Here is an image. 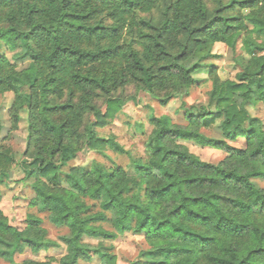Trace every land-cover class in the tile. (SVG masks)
Here are the masks:
<instances>
[{"label":"trees","instance_id":"obj_1","mask_svg":"<svg viewBox=\"0 0 264 264\" xmlns=\"http://www.w3.org/2000/svg\"><path fill=\"white\" fill-rule=\"evenodd\" d=\"M239 40L248 59L237 61L236 81L212 77L213 112L186 111L185 127L167 116L151 117L147 160L135 163L133 177L97 163L63 173L82 150L124 152L97 134L123 107L117 91L131 86L165 106L188 94L192 75L215 58V43L234 50ZM0 42L15 59L33 61L18 70L0 56V96L14 95L12 130L21 110L27 111L32 151L22 168L25 178L35 180L34 204L52 225L68 231L59 238L66 249L59 264H116L111 248L83 238L109 241L129 232L145 236L148 253L158 258L151 264H264V188L253 182H264V128L247 111L264 105V0H0ZM30 45L43 47L36 52ZM44 57L51 63L35 67ZM86 63L94 65L87 73ZM69 72L76 88L91 89L79 103L64 102L75 96L61 79ZM71 126L79 130L69 132ZM202 129H216L221 138ZM181 137L227 157L217 165L203 162L177 143ZM240 139L243 150L231 145ZM13 164L9 149H0V181ZM86 200L98 203L99 211ZM108 215L109 230L103 227ZM26 222L18 230L0 210V234L12 236L6 245L0 240L8 249L0 259L52 264L14 262L20 246L34 254L59 247L46 239L39 218Z\"/></svg>","mask_w":264,"mask_h":264},{"label":"rangeland","instance_id":"obj_2","mask_svg":"<svg viewBox=\"0 0 264 264\" xmlns=\"http://www.w3.org/2000/svg\"><path fill=\"white\" fill-rule=\"evenodd\" d=\"M122 40L127 38L123 33ZM19 50H17L18 52ZM215 58L207 60L204 66L192 75L194 83L189 89L188 94L178 99L171 100L167 105L162 106L156 100L143 92H137L133 87L117 91L114 95L123 100V107L116 115L113 122L102 130H98L99 137L113 139L114 142L124 151L117 153L106 149L103 154L82 150L80 155L68 163V167L62 169L67 172L69 167H80L89 170L93 163H97L105 168L115 166L124 169L130 176L135 175V163L145 162L147 160L146 143L150 133L153 130L151 117L160 118L167 116L172 123L185 127L187 120L185 112L195 113L198 108L209 107L208 93L212 90V77L216 76L220 81H236L237 74L241 71L239 60L248 59V56L242 49V43L239 40L235 49H230L225 43H215L212 49ZM5 55L18 70L28 66L29 60H18L14 57V52L8 49V46L0 42V56ZM14 101L13 93H5L0 96V149H9L14 159V164L9 171L8 179L0 181V210L8 219L11 226L18 230L26 227L28 216H34L42 221V227L47 231L46 239L50 242L59 244L58 248H51L47 252L34 254L26 246H20L16 251L13 260L15 263H21L26 260L44 262L53 259L52 264H59V260L65 255V246L59 238L67 234V229L55 227L48 221V213L34 204L35 194L33 178H25L22 168V161L27 159L32 151V146L28 142V114L26 109L19 113V122L16 130L11 129L10 110ZM100 106L101 103H98ZM103 108V107H102ZM167 109V111H165ZM247 111L252 117L261 120L264 128V105L262 103L256 106H247ZM171 113V115H169ZM202 133L212 138H221L216 129H202ZM178 143V141H177ZM194 144L193 142H190ZM187 150L197 156L201 161L217 165L223 161L227 154L224 151L212 148L190 147L188 144H180ZM238 150L245 148L244 140L240 139L231 144ZM108 155H105V153ZM110 157H115L111 159ZM127 169V170H126ZM61 186L65 187L63 176L60 177ZM258 187L264 188V182L260 180L253 181ZM142 193L141 191H136ZM135 191L131 192V195ZM91 200H86L87 205L92 207L93 212L99 211V204ZM111 216L108 215V221L103 224L105 229H110ZM264 222V215L261 216ZM83 241L89 245L95 246L102 242L106 247L112 249L116 256V264H151L158 258L150 255V246L144 235L134 233H124L118 235L115 239L101 241L100 239L84 236ZM8 264H10L8 262ZM86 264V263H80ZM93 264H104L96 261Z\"/></svg>","mask_w":264,"mask_h":264},{"label":"clouds","instance_id":"obj_3","mask_svg":"<svg viewBox=\"0 0 264 264\" xmlns=\"http://www.w3.org/2000/svg\"><path fill=\"white\" fill-rule=\"evenodd\" d=\"M68 31H71V30H68ZM37 39H41V38H37ZM60 46L61 47H70L71 43L70 42L69 43H63ZM30 47H33L36 52H39L43 46H41V45H30ZM48 47L51 48V49H54L55 45L49 44ZM87 59H90V57L87 58ZM27 63L28 64H33V61L29 60V61H27ZM49 63H51V61H49L46 57L40 58L38 63H36L35 67L39 68V67H42V66H47ZM92 67H94V65H90V64L86 63L84 68H83V71L85 73H87V70L89 68H92ZM61 79H63L65 81V90L66 91H72V92L75 93L74 99L69 101V100H67V98H65V100H64L65 103H79L80 102V98L83 96L84 92L85 91H89V92L91 91L90 88H76L74 86V82L71 79V73L70 72L65 74V75H63L61 77ZM176 98L178 99L179 97L177 96ZM83 102L84 103H88L89 102L88 98L85 97ZM165 111H167V109H165ZM169 115H171V113H169ZM61 122H63V121H61ZM78 130L79 129L76 126H71L68 129L69 132H77ZM43 134H44V130H43V127L41 126L40 132H38L37 135L39 136V135H43ZM193 139L194 138H191V137H189V138L181 137V138L178 139V143H180V144H188L190 147H197V148L203 150L201 145L190 143V141H192ZM53 142H54V140H53ZM73 147H75V145H73ZM105 155H108V153L106 152ZM110 158L111 159H115V157H110ZM90 203H94V201H90ZM11 239H12V236L10 234H0V240H3L4 245L8 244L11 241ZM0 251L6 252V251H8V249L6 247H4L3 245H0ZM0 264H8V261H6L5 259H0Z\"/></svg>","mask_w":264,"mask_h":264}]
</instances>
